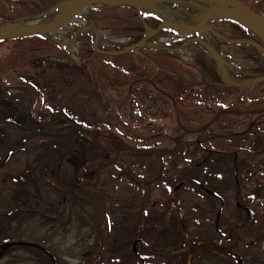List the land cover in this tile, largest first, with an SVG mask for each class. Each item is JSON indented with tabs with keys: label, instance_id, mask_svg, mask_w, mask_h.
Segmentation results:
<instances>
[{
	"label": "rangeland",
	"instance_id": "rangeland-1",
	"mask_svg": "<svg viewBox=\"0 0 264 264\" xmlns=\"http://www.w3.org/2000/svg\"><path fill=\"white\" fill-rule=\"evenodd\" d=\"M249 1L254 7L260 0ZM13 2V6L18 7L17 1ZM70 2L60 1L36 17L18 23L4 22L0 26L45 20ZM262 2L259 8L264 7ZM108 7L112 6H92L85 17L79 16L55 31L51 37L59 42L48 40L61 52L53 49L52 59L43 63V67L35 68L28 63L0 75V264H264V203L260 200L262 203L255 207L249 196L252 194L250 184L240 192L245 197L244 203H251L247 204L252 210L251 217L254 216L250 221L245 220L243 213L237 212L233 203V186L228 191H220L225 197L221 214L230 226L236 224L230 240L232 247H236L233 239H240L243 244L236 254L219 251L216 247L222 243L224 248L229 247V241L225 237L220 239L218 232L210 229L215 213L206 209L207 200L195 190V186L187 185L186 181L180 190H166L168 182L165 177L175 176L176 171L184 166L185 158L196 160L201 152L193 155L195 152L188 150L177 156L179 151H170L173 146L169 144L161 145V153L165 155L162 159L156 154L125 152L118 154L117 162L102 170L99 187L93 190L95 193H91L88 183L76 184L74 166L85 162L78 137L83 142L91 138L84 131L87 135L77 134L79 130L94 133L113 132L118 128L132 136H126L127 140H138L134 145L141 150L153 146L154 140H148L152 135L157 132L168 135L174 128L168 116L164 117L168 105L153 91L137 95L136 107L132 110L129 105L100 103L92 98L88 67L85 60L78 59L85 40L93 45L92 48L108 52L122 48L118 46L123 42L129 45L134 38L113 30V27L99 29L104 40L97 38L92 31L95 30L93 9ZM210 7V4L193 0L166 5L173 14L167 26H171L172 21L182 29H185L183 25L189 29L201 25L203 33L188 35L177 33L175 29L150 35L151 30L164 29L160 24L167 21L156 9L144 10L147 22L141 26L145 53L159 47L172 48L183 59L176 56L179 64L192 70L195 77L196 71L191 65H199V54L214 62L219 76L226 83L236 76L248 75L252 63L241 57L240 47H251L256 55L264 57V42L245 22L232 18L240 23L246 35L229 40L236 46L221 41V45H226L219 49L225 52L223 57L216 45L220 39L217 31L220 18L213 16ZM131 8L139 17L138 11ZM260 11L253 12L264 18V9ZM206 13L211 14L204 18ZM222 13L238 17L229 10ZM206 31L207 36L204 35ZM9 38H0V64L15 46L12 41L4 42ZM26 45L31 42L23 48H27ZM109 61L125 66L121 59L111 58ZM185 62L192 64L189 66ZM57 64H62L63 70L56 69ZM68 68L77 71L81 68V76L74 75ZM191 89L196 95L191 102L208 101L210 95L216 93V101L224 106L231 105L245 93L241 94L240 90L215 92L205 85ZM109 92L116 95L112 89ZM186 104L190 106L189 110H193L194 104L188 100ZM69 110L77 113L78 122L70 121ZM13 113L19 125L7 119ZM59 118L65 119V123L61 124ZM244 125L234 131H241ZM195 138V135H188L184 142H194ZM207 146L203 147L214 150L213 146ZM245 154H248L246 162L243 155L239 156L245 162L243 171H247L241 172L242 182L259 180L264 193V153L254 154L250 149ZM175 156L181 157L180 164ZM87 161L90 163V159ZM95 168L98 171V167ZM159 172L163 178L160 180H164L160 183L156 178ZM244 186L243 183L241 188ZM142 236L146 239L144 244L139 239Z\"/></svg>",
	"mask_w": 264,
	"mask_h": 264
},
{
	"label": "trees",
	"instance_id": "trees-1",
	"mask_svg": "<svg viewBox=\"0 0 264 264\" xmlns=\"http://www.w3.org/2000/svg\"><path fill=\"white\" fill-rule=\"evenodd\" d=\"M13 1H17L15 4L18 7L15 8L13 6ZM60 1L66 0H0V24L36 17L56 6ZM262 1L264 2V0ZM241 2L255 12H261L260 10L264 9V7L259 8L261 0L256 2L254 7H251L249 0H241ZM133 10V8L128 6L93 9L94 26L99 29L113 27L112 29L119 33L133 36L132 40L135 43L139 42V40L142 41V26ZM217 25V28H219L217 31L224 38V40L216 42L218 50L221 49L220 47L226 46L221 45V41L229 42L228 45L236 46L234 41L229 40L246 35L240 23L235 20L219 19ZM5 41H12V46L14 44L15 46L0 64V75H5L9 71L23 67L28 63L35 68L43 67V63L52 59L53 49L61 52L54 43L41 35L14 37ZM85 41L84 48L82 47L81 49V56L85 59V64L88 67L87 77L90 75L88 84L93 90L91 96L95 101L129 105L132 110L136 107V96L140 94L147 95L150 90L161 96L163 102L168 105L164 117L168 116L172 121L174 124L173 130L168 135L159 134V132L152 135L148 140H154V142L151 140L153 146L141 150H146V154H156L159 159L165 157L161 153L162 144L173 146L170 151H179L176 153L177 156L180 155V152L188 150L195 152L193 155L201 152L199 157L196 156V160L192 161L190 158H185L184 166L178 172L176 171L175 176L172 174L171 177H165L168 182L166 190L168 192L169 190H180L186 181L187 185L195 186V190L205 196L207 200L206 209L215 213V220L211 223L210 229L214 228L218 232L220 239L225 237L229 241V247L224 248L223 243L222 245H216V247H218L219 251L236 254V250L243 244L240 239L238 241L233 239L236 247H232L233 229L236 224L230 226L229 222L221 214L220 209H222V202H225V197L221 195L220 191H228L233 186V203L237 208V212L246 216V218L244 217L246 221L254 218V216L251 217L252 210L247 207V204L251 203H244L245 197L240 193L247 184L252 186V194L249 196L253 198L255 207H258L262 202L264 203V193L260 181L246 180L245 182L244 180L242 182L241 178V172L247 173V171H243L244 163L248 158L246 157L248 154L245 153H248L250 149H252L254 154L264 153V86L261 88L264 82H255L258 76L264 75V57L256 55L255 50L251 47H240L239 54L241 57H245L248 62L252 63L248 69L249 74L236 76L233 81L226 83L219 76L214 62L210 59H204L203 54H199V66L194 69L196 71H194L195 75H197L195 77L192 70L179 64L176 56L172 54L169 48L145 53V48L142 47L122 55L109 56L95 53L92 44L88 40ZM27 42H31V45H26L27 48H23ZM241 50L245 53L244 55H242ZM220 52L223 57L226 55L225 52ZM135 53H139L140 56L135 55ZM111 58L121 59L125 66L122 67L121 64L119 66L111 63L109 61ZM55 67L59 71L63 70L61 69L62 64H57ZM71 69L76 68H68V70L73 71V74L78 77L81 76V68L79 71ZM199 85L209 86V88L216 90L215 92L240 90L241 94L244 91L246 95L242 94L243 96L234 100L229 106L218 103L216 101V93L210 95L208 101L201 100V102L197 100V102L193 103L190 99L195 98L196 95L191 88ZM109 89H112L116 95H111ZM187 100L194 104L192 106L193 110L188 109L190 106L187 107ZM196 106L198 110H195ZM13 115L14 113L7 119L19 125V121ZM69 119L72 123L78 122L77 113L69 110ZM58 120L61 124L66 121L60 118ZM242 124H245L244 128L235 132L234 130ZM82 133L81 130L77 132V134L81 135ZM86 133L91 135L90 139L83 142V139L78 137L81 146L80 152L84 155L85 162L74 166L75 182L77 185L78 182L80 184L88 183L89 190L91 189L90 191L95 193L93 190L98 186L101 177L99 178L96 168L94 170L93 167L100 166L99 173L101 174L106 166L118 161V154L120 156L125 152L137 153L128 148L127 145L136 147L134 144L138 140H127L126 136H132L118 128L117 131L113 132L102 130ZM188 135L196 136L194 142H184ZM206 143L213 146L214 150L210 151L204 148L203 146L208 147ZM171 155L172 153H170ZM240 155H243L245 162L241 161ZM177 156L175 157L180 164L181 157ZM86 157L90 159V163H88ZM200 173H203V176ZM161 176L162 173L159 172L156 178L158 180L163 179ZM222 176H224V179L221 178ZM218 178L220 179L217 180ZM161 181L164 180H160L158 183ZM243 183L245 186L241 188ZM217 204L219 205L218 208ZM239 216L243 217L237 215V217ZM221 224L226 226L222 228ZM249 230L253 231V229ZM139 239L143 244L146 242L143 236ZM1 254H4V249H1Z\"/></svg>",
	"mask_w": 264,
	"mask_h": 264
},
{
	"label": "bare ground",
	"instance_id": "bare-ground-1",
	"mask_svg": "<svg viewBox=\"0 0 264 264\" xmlns=\"http://www.w3.org/2000/svg\"><path fill=\"white\" fill-rule=\"evenodd\" d=\"M146 1H152V0H146ZM187 1V0H185ZM196 3H200V4H210V9L209 11L213 14V16H219L220 19H232V16H229L228 14L224 15V13H222L223 11H227L229 10V12H234V14L236 16H238L239 18H244V21L246 22V25L251 29V30H256L257 28L262 29V31H264V18L258 16V18L256 17L255 20H251L250 18H246L244 17L240 12H238L236 10V7H234L228 0H193ZM172 2H184V0H164V1H160V2H156V3H151L150 6L147 9L151 10V9H156L159 11V14L161 15V18H165L167 23H161L160 26L164 27V29L161 30H154L153 33H163L167 30L170 29H175L177 30V33L179 31V28L175 26L176 21H172L171 26H167L168 24H170L169 22H171V18H173V14L169 13V10L166 8V5H168V3H172ZM100 6L99 1L96 0H74L71 1L70 3L64 4L62 5V7L60 8V11L57 13H54V15H50L49 18L45 19V20H41L38 22H31V21H27L25 23V25L27 26H47L50 25L60 19H65L66 23H70L72 21H74L76 18H78L79 16H83L85 17L87 12L89 11V9L92 6ZM244 6H246L244 4ZM247 7V6H246ZM138 13L140 14L138 18V20L140 21L145 15L143 8L141 6H139L138 8H135ZM159 15V16H160ZM221 15V16H220ZM167 16V17H166ZM212 17L208 18L211 19ZM233 20V19H232ZM17 23V22H14ZM12 23V24H14ZM21 25H24L21 24ZM14 33V30H12ZM208 31H206L204 33L205 36L209 35V33H207ZM94 34H97V38L100 39V41L104 40L103 37V33L99 30V28L95 27V30L93 31ZM199 33H203L202 28L199 29ZM215 32H211V34H214ZM2 35H10L12 34V32H8V31H3L1 33ZM7 34V35H6ZM102 34V35H101ZM152 33H150L151 35ZM149 35V36H150ZM220 39L219 40H224V38L218 33ZM44 36L45 38L49 39L50 41H56L59 42V40H57L56 38L50 37V36H46V35H41ZM145 40V36L143 37L142 41ZM228 40V39H227ZM160 49H167L165 47H159V48H155L154 50H160ZM169 50H171L172 54L174 56H177V53L175 52L174 49L169 48ZM76 59V58H75ZM79 60H85L82 56H80L78 58ZM78 59H76V61H78Z\"/></svg>",
	"mask_w": 264,
	"mask_h": 264
},
{
	"label": "water",
	"instance_id": "water-1",
	"mask_svg": "<svg viewBox=\"0 0 264 264\" xmlns=\"http://www.w3.org/2000/svg\"><path fill=\"white\" fill-rule=\"evenodd\" d=\"M74 1V0H71ZM99 1L100 6H131L134 8H138L139 6H141L143 9H147L148 7H151L150 4L151 3H156V2H160V1H164V0H152V1H146V0H96ZM234 7H236V10L238 12H240L244 17L246 18H250L251 20H255L256 17L258 18V15L256 13H254L253 11H251L248 7L244 6V4H242L239 0H228ZM211 13H206L204 18L208 17ZM237 20H239L240 22H245L244 18H240L239 17H233ZM66 23L65 19H60L50 25L47 26H27V25H21V24H4L0 26V38H9V37H24V36H30V35H46L48 36L49 33L54 32L56 30H58L59 28H61L62 26H64ZM246 24V22H245ZM201 25H199L198 27H196L193 31H199ZM14 30V33L13 31ZM3 31H8L9 33L12 32V34L10 35H2L1 33ZM255 32L257 33V35L262 39V41L264 42V32L262 31V29L257 28L255 30ZM144 46L143 42L140 43H136V44H132L129 45L127 47H125L123 50L116 52H101L104 54H108V55H117V54H122L131 50H134L136 48L142 47ZM256 82H262L264 81V76H261L260 78H257L255 80ZM128 146V145H127ZM129 148H131V150H134L136 152L139 153H145L144 151L141 150H137L135 148H132L130 146H128Z\"/></svg>",
	"mask_w": 264,
	"mask_h": 264
}]
</instances>
